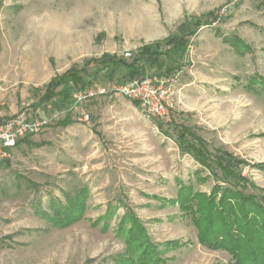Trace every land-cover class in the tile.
Here are the masks:
<instances>
[{
  "label": "rangeland",
  "instance_id": "rangeland-1",
  "mask_svg": "<svg viewBox=\"0 0 264 264\" xmlns=\"http://www.w3.org/2000/svg\"><path fill=\"white\" fill-rule=\"evenodd\" d=\"M183 35L177 51L166 43ZM222 35L238 36L250 50L239 55ZM145 45L160 55L152 67L142 62V77L180 71L168 117H146L113 90L71 106L58 86L39 102L46 84L70 67L103 53L129 59ZM254 72L264 76L262 0H0V110L58 113L0 160V264H125L117 228L128 211L152 242H186L160 245L165 264L227 263L224 250L197 241L176 204H161L176 196L177 179L205 192L213 185L195 179L201 166L173 140L174 124L247 161L241 173L264 190V171L251 165L264 162V100L244 87ZM121 75H99L89 86L131 81ZM64 119L70 123L59 125ZM83 187L78 220L59 227L35 213L49 197L64 201L63 191Z\"/></svg>",
  "mask_w": 264,
  "mask_h": 264
},
{
  "label": "trees",
  "instance_id": "trees-1",
  "mask_svg": "<svg viewBox=\"0 0 264 264\" xmlns=\"http://www.w3.org/2000/svg\"><path fill=\"white\" fill-rule=\"evenodd\" d=\"M194 31L191 28L188 34L192 35ZM222 40L239 55L250 50L236 35H222ZM166 43H171L173 50L177 51L180 46L186 45L185 36L176 40L168 38ZM159 55V50H152L147 45L129 59L103 53L100 58L87 60L81 67L72 66L62 75L52 78L46 84L39 102L50 100L57 92H60L63 100L71 102L72 90L87 87L99 75L109 76L116 70L122 71L121 77L124 79L142 77L143 64L154 66ZM58 86L61 88L56 92ZM244 87L264 100V76L254 72L246 78ZM132 102L138 104L136 100ZM67 123L70 122L65 119L58 122L59 125ZM174 128L173 140L177 146L182 152L190 153L201 166L194 171L195 179L203 182L211 178L213 185L205 192L195 190L190 180L184 182L177 179L176 196L164 200L161 205L176 204L195 227L196 239L201 245L229 254L230 258L225 264H264V192H251L249 187L264 190L241 173V166L248 162L222 147L209 148L202 136L184 124H174ZM27 139L28 136L18 140L16 145ZM251 165L264 171V162ZM204 170L208 174L202 176ZM62 194L64 201L49 197L46 209L40 205L34 208L37 215L59 227L82 217L87 189L63 191ZM113 213L112 206H109L105 217L109 218ZM117 232L126 246V255L120 259L125 264H165V259L160 256L161 251L186 244L179 240H168L162 244L152 242L144 225L129 211L119 220ZM160 245H163V250L159 249Z\"/></svg>",
  "mask_w": 264,
  "mask_h": 264
},
{
  "label": "built area",
  "instance_id": "built-area-1",
  "mask_svg": "<svg viewBox=\"0 0 264 264\" xmlns=\"http://www.w3.org/2000/svg\"><path fill=\"white\" fill-rule=\"evenodd\" d=\"M125 55L131 57L132 54L126 51ZM179 73V70L174 69L170 73L151 74L112 88L100 85L76 88L70 92L71 106L113 90L116 94L136 100L146 117L164 119L171 112L170 95ZM57 114L56 110L48 113L36 112L29 106H22L10 115L0 110V160L8 156L9 150L16 146L18 140L37 134L47 127ZM85 117L87 118V115Z\"/></svg>",
  "mask_w": 264,
  "mask_h": 264
},
{
  "label": "crops",
  "instance_id": "crops-1",
  "mask_svg": "<svg viewBox=\"0 0 264 264\" xmlns=\"http://www.w3.org/2000/svg\"><path fill=\"white\" fill-rule=\"evenodd\" d=\"M164 68V67H163ZM71 104V103H70ZM5 113V112H4ZM15 112H13V113H7L8 115H10V114H14ZM44 113V112H43ZM6 114V113H5Z\"/></svg>",
  "mask_w": 264,
  "mask_h": 264
}]
</instances>
